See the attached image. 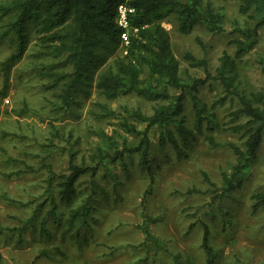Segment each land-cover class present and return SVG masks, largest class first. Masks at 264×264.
<instances>
[{"label": "rangeland", "instance_id": "obj_1", "mask_svg": "<svg viewBox=\"0 0 264 264\" xmlns=\"http://www.w3.org/2000/svg\"><path fill=\"white\" fill-rule=\"evenodd\" d=\"M205 6L223 15V32H210L198 25L182 34L174 18L162 23L169 32L183 83L189 85L193 78L206 77L203 67L191 65L187 54L205 60L214 75L222 53L233 54L232 40H248L250 36L255 45L237 61L235 84L245 94L264 89V26L255 36L251 31L258 12H242L238 0H201V7ZM40 36L36 27L30 29L26 51L8 70V89L0 100V223L16 226L42 204L37 220L46 217L49 235L36 228L35 233L26 231V241L20 245L0 241L3 261L30 264L36 258L35 264H204L200 244L206 225L216 252L214 264H264V206L254 211L252 199L253 194L264 192V130L258 157L245 171L241 186L216 197L210 184L220 186L222 174L229 173L236 160L227 145L241 146L250 124L247 117L236 113L240 107L236 98L220 100L224 91L213 79L195 92L214 114L212 123L204 120L199 132L193 129V92L186 90L183 115L194 137L185 144L178 140L183 153L178 154L169 143L161 146L163 131L152 127L147 166L134 153L108 163L94 178L82 177L72 206L91 196L87 225L76 219L70 228L67 226L69 207L58 200L54 189L57 176L66 171L68 154H76L78 163H88L95 148L104 145L102 134L111 136L119 147L135 146L138 138L127 133L121 122L126 120L143 129L144 124L127 111L149 115L156 104L135 93L107 100L96 89L99 75L114 69V59L123 57L121 46L103 64L93 67L87 84L72 94L68 104H62L63 81L55 83L54 79L71 67L64 55L48 54ZM14 50L8 37L0 42V88L1 63ZM147 76L145 69L141 77ZM169 92L179 93L172 88ZM242 124L237 131L231 129ZM169 129L176 134L172 126ZM209 135L219 147L206 141ZM10 171L21 173L1 175ZM91 182L96 185L93 189ZM190 189L194 191L187 193ZM51 191L60 227L48 217ZM3 193L9 200L1 197ZM145 230L154 237L151 245ZM40 250L49 253L40 255Z\"/></svg>", "mask_w": 264, "mask_h": 264}, {"label": "trees", "instance_id": "obj_2", "mask_svg": "<svg viewBox=\"0 0 264 264\" xmlns=\"http://www.w3.org/2000/svg\"><path fill=\"white\" fill-rule=\"evenodd\" d=\"M238 1L242 12L254 9L259 14L251 29L255 36L256 30L264 26V0ZM120 3H125L133 9V12L128 15L129 44L125 47L126 54L114 59V69L109 68L99 75L95 87L107 100L135 93L153 101L156 105L149 115L138 110L127 111L130 117L144 124L143 129H137L134 124L126 120L121 122V127L127 133L138 138L135 146L123 144L119 147L118 142L111 136L102 134L104 145L95 148L88 158V163L85 161L78 163L76 154L73 152L68 154L66 171L57 176L54 190L58 200L69 207L65 220L69 228L76 219L86 226V219L91 208L90 195L82 199L77 206H72L79 193L78 181L84 176L94 178L108 163H115L134 153H137L142 164L146 165L151 149L148 133L152 127H159L163 131L159 138L161 146L169 143L178 154L183 153L178 140L185 144L190 137H194V132L186 126L183 115L186 90L193 92L191 94L194 111L193 129L199 132L204 120L209 125L212 123L214 116L212 108L208 109L205 103H200L195 93L197 87L208 79L217 80L221 84L224 91L221 101L225 97L238 100L240 107L236 113L247 117V124H250L244 131L245 139L241 146L227 145L234 153L236 160L231 171L222 174L220 186L210 184L213 186L210 191L216 197L220 198L241 186L244 173L256 161L262 142L264 89L245 94L237 88L234 74L237 61L254 47V38L250 39V36H247L248 40L233 39L232 43L235 46L233 54L230 55L226 51L222 53L214 75L208 71L205 60H198L187 54L186 58L191 61V65L203 67L206 77L193 78L192 83L188 85L184 84L179 76V63L172 51L169 32L162 23L169 18H174L177 29L182 34L189 33L198 25L210 32H223V15L210 6L202 8L201 0L0 1V42L8 37L15 47L14 52L1 63L3 86L0 88V100L6 95L8 89L7 72L23 56L30 29L36 27V31L41 33L40 40L48 54L64 55L65 63L71 67L66 73L56 74L54 79L55 83L63 81L64 87L60 98L62 104H68L72 94L87 84L91 69L103 64L121 45L120 34L123 29L116 22L117 6ZM145 69L148 76L143 79L141 76ZM171 88L179 93L171 94L169 92ZM164 101L167 103H160ZM105 112L113 114L108 110ZM170 126L176 134L169 129ZM243 127L244 124L232 126L231 129L237 131ZM209 129L213 128L209 127ZM206 141L213 147L220 146L211 135L206 137ZM11 162L16 163L13 159ZM9 170L10 168L6 171ZM20 173V171H10V173L1 172V175L11 177L19 176ZM91 184L93 189L96 185L94 182ZM193 191L190 189L187 193ZM1 197L9 200L5 193ZM50 199L52 208L48 211V217L60 227L62 223L57 219V206L52 200V191ZM252 199L255 201L254 211L264 206V192L253 194ZM40 206L42 204H38L32 215L21 220V223L16 226L5 227L0 223V241L20 245L26 241L24 237L26 231L35 233L36 228V231L40 230L45 235H49L45 227L46 217L43 216L37 220ZM145 235L150 245L153 244L154 237L147 230ZM200 247L205 257L204 264H214L216 252L210 244L209 229L206 225L203 226ZM48 253L47 250H40V255H48ZM35 260L36 258L30 264H35ZM0 264H8L3 261L1 254Z\"/></svg>", "mask_w": 264, "mask_h": 264}, {"label": "built area", "instance_id": "obj_3", "mask_svg": "<svg viewBox=\"0 0 264 264\" xmlns=\"http://www.w3.org/2000/svg\"><path fill=\"white\" fill-rule=\"evenodd\" d=\"M133 12V9L128 7L125 3H120L117 6L116 22L123 31L120 34L121 47L123 48L124 54H126L125 47L129 44V21L128 15Z\"/></svg>", "mask_w": 264, "mask_h": 264}]
</instances>
